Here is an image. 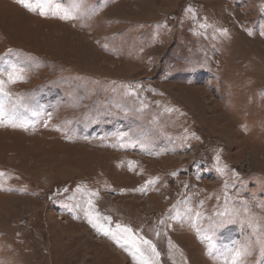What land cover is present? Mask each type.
Instances as JSON below:
<instances>
[{"label": "rangeland", "instance_id": "obj_1", "mask_svg": "<svg viewBox=\"0 0 264 264\" xmlns=\"http://www.w3.org/2000/svg\"><path fill=\"white\" fill-rule=\"evenodd\" d=\"M30 3L0 0V264H264V0Z\"/></svg>", "mask_w": 264, "mask_h": 264}, {"label": "snow or ice", "instance_id": "obj_2", "mask_svg": "<svg viewBox=\"0 0 264 264\" xmlns=\"http://www.w3.org/2000/svg\"><path fill=\"white\" fill-rule=\"evenodd\" d=\"M18 2L23 4L25 7H28L31 9L30 0H18ZM31 10H35V9H31ZM63 18L67 19L68 17L64 16ZM9 79H13V77L10 76ZM0 85H2V82H0ZM88 215H90V214H88ZM89 223L92 224V226L94 228H97L99 231H102L104 235L110 236L112 239L116 240L119 243L120 237H118L117 234L113 233L110 228L105 229L101 224L94 221L91 218V216L89 218ZM122 231L125 233H129V234L131 233V230L126 228V227L123 228ZM125 243L131 244V247L134 250V254L138 253L140 257H144V252L142 251L140 244H138L135 240H126ZM140 243L150 246L152 251L155 252V246L151 244V241L142 240ZM145 264H151V261H145Z\"/></svg>", "mask_w": 264, "mask_h": 264}, {"label": "bare ground", "instance_id": "obj_3", "mask_svg": "<svg viewBox=\"0 0 264 264\" xmlns=\"http://www.w3.org/2000/svg\"><path fill=\"white\" fill-rule=\"evenodd\" d=\"M9 211H10V207H9ZM10 213H11V211H10ZM1 228V227H0Z\"/></svg>", "mask_w": 264, "mask_h": 264}]
</instances>
